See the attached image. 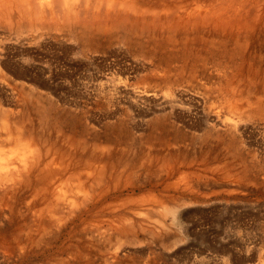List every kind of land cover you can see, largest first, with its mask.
Listing matches in <instances>:
<instances>
[{
	"label": "rangeland",
	"instance_id": "rangeland-1",
	"mask_svg": "<svg viewBox=\"0 0 264 264\" xmlns=\"http://www.w3.org/2000/svg\"><path fill=\"white\" fill-rule=\"evenodd\" d=\"M193 1L187 4L195 7ZM251 2L250 8L264 0ZM263 19L248 18L259 24L249 37L245 26H231L228 32L242 31L238 40H219L223 30L205 22L130 32L94 28L87 38L67 29L35 37L0 23V109L8 116L6 131L0 124V149L13 160L10 173L36 149L56 150L64 167L83 176L81 190L89 189L91 200L100 199L97 205L106 211L96 221L103 226L91 236L80 219L37 233L29 224L35 206L28 209V192L26 200L24 193L6 197L0 200V264H258L264 243ZM230 122H237L232 133ZM131 208L133 213L125 212ZM119 215L130 219L123 231L110 227Z\"/></svg>",
	"mask_w": 264,
	"mask_h": 264
},
{
	"label": "bare ground",
	"instance_id": "bare-ground-1",
	"mask_svg": "<svg viewBox=\"0 0 264 264\" xmlns=\"http://www.w3.org/2000/svg\"><path fill=\"white\" fill-rule=\"evenodd\" d=\"M0 0V23H3L6 27L5 30L13 31L16 28L19 31L29 32L32 36H42L47 32H51L53 30L57 31H67L73 35L86 36V33H90L94 28L97 30L103 31H113L120 29L124 32H130L132 30H139L146 28H160L161 26H168L173 29L178 25H182L183 28H186L187 25L196 24L199 22L210 23L216 26V28H220L223 31L219 33V40L226 39V36H230L233 39H240L242 35V31H231V26H245L246 36L249 37L251 31H253L259 24L258 21H250L248 18H253L254 16L258 19L264 18L263 5L264 2L259 4L257 2L256 7L253 6L250 8L253 2L252 0H195L193 1L195 7H191L187 4V0ZM257 1V0H255ZM262 1V0H258ZM254 5V4H253ZM197 7V8H196ZM208 8L204 12L196 11L201 10V8ZM184 10V11H183ZM260 10V11H259ZM171 11V13L169 12ZM164 12H168V14H164ZM164 15L166 18H164ZM260 23V22H259ZM2 25V24H1ZM200 25V24H199ZM160 26V27H159ZM261 26L264 28V19L263 24ZM205 29V28H204ZM233 29V27H232ZM1 31V30H0ZM4 32V31H3ZM257 32V31H256ZM263 33V32H261ZM205 34V33H204ZM16 35V34H15ZM210 35V34H209ZM156 36V35H155ZM264 36V35H263ZM1 37V36H0ZM177 37V36H176ZM180 37V36H179ZM254 37V35L252 36ZM12 38V37H11ZM25 38V37H24ZM45 38H47L45 36ZM87 38V37H85ZM202 38V37H201ZM23 39V38H22ZM26 39V38H25ZM102 39V38H101ZM45 40V39H44ZM87 40V39H86ZM99 40V39H97ZM96 40V41H97ZM22 41V40H21ZM109 41V40H108ZM124 41V40H123ZM157 41V39H156ZM236 41V40H235ZM253 41V40H252ZM98 42V41H97ZM114 42V41H113ZM254 42V41H253ZM261 42V41H260ZM8 43V42H7ZM10 43V42H9ZM8 43V44H9ZM12 43V42H11ZM27 43V42H26ZM93 43V42H92ZM100 43V42H99ZM115 43V42H114ZM159 43V42H158ZM167 43V42H165ZM249 43V41H248ZM41 44V43H40ZM86 44V43H85ZM98 44V43H96ZM101 44V43H100ZM105 44V43H104ZM143 45L145 44L142 43ZM160 44V43H159ZM233 44V43H232ZM252 44V43H251ZM39 45V44H38ZM43 45V44H42ZM176 45V44H175ZM174 45V46H175ZM199 46V43L197 44ZM6 46V43H5ZM249 46V45H248ZM252 46V45H251ZM250 46V47H251ZM254 46V44H253ZM9 47V46H8ZM165 47V46H164ZM163 47V48H164ZM177 47V45H176ZM185 47V46H184ZM229 47V46H228ZM255 47H258L255 45ZM262 47V46H261ZM10 48V47H9ZM97 48V47H96ZM105 48V47H104ZM143 48V47H142ZM188 48V47H187ZM248 48V47H247ZM5 49H7L5 47ZM251 49V48H250ZM253 49V48H252ZM8 50V49H7ZM80 50V49H79ZM147 50V49H146ZM165 50V49H164ZM175 50V49H174ZM180 50V48H179ZM178 50V52H179ZM197 50V49H196ZM217 50V49H216ZM247 50V49H246ZM182 51V50H181ZM198 51V50H197ZM203 52V50H201ZM249 51V50H248ZM5 53V51H3ZM11 52V51H9ZM187 52V50H186ZM205 52V51H204ZM217 52V51H216ZM224 52V51H223ZM250 52V51H249ZM254 52V51H253ZM252 52V53H253ZM146 53V51H145ZM165 52H162V54ZM167 53V52H166ZM171 54V51H169ZM257 53V52H256ZM3 54V53H2ZM7 55L10 53H6ZM25 54V53H24ZM28 54V53H27ZM83 54V52H82ZM149 54V53H148ZM151 54V53H150ZM159 55V53H157ZM161 54V55H162ZM249 54V53H248ZM251 54V53H250ZM153 55H156L155 53ZM163 56V55H162ZM165 56V55H164ZM185 56V55H184ZM1 57V56H0ZM21 57V56H20ZM193 57V56H192ZM245 57V56H244ZM243 57V59H245ZM28 58V57H27ZM152 58V57H151ZM157 58V56H156ZM155 58V59H156ZM161 58V57H160ZM166 58V56H165ZM208 58V57H207ZM220 58V57H219ZM248 58V57H246ZM4 59V58H3ZM154 59V58H153ZM181 59V58H180ZM187 59V58H186ZM190 59V58H189ZM239 59V58H238ZM257 59V57H256ZM2 60V59H1ZM30 60V59H29ZM158 60V59H157ZM211 60V59H210ZM10 61V60H9ZM22 61V60H21ZM28 61V60H27ZM169 61V60H168ZM174 61V60H173ZM191 61V60H190ZM189 61V62H190ZM193 61V60H192ZM215 61V59H214ZM224 61V60H223ZM178 62V60H177ZM221 62V61H220ZM248 62V61H247ZM7 63V62H6ZM26 63V62H25ZM139 63V62H138ZM143 63V61H142ZM145 63V62H144ZM143 63V64H144ZM153 63V62H152ZM162 63V61H161ZM171 63V61H170ZM245 63V61H244ZM254 63V62H253ZM146 64V63H145ZM163 64V63H162ZM179 64V63H177ZM187 64V63H186ZM241 64V63H240ZM239 64V65H240ZM29 65V64H28ZM141 65V63H140ZM148 65V64H147ZM151 65V64H150ZM246 65V64H245ZM8 66V65H7ZM15 66V65H14ZM19 66V65H18ZM21 66V65H20ZM154 66V65H153ZM165 66V65H164ZM139 67V66H138ZM155 67V66H154ZM168 67V66H167ZM180 67V66H179ZM243 66L242 68H244ZM262 67V66H261ZM20 68V67H19ZM28 68V67H27ZM140 68V67H139ZM148 68V67H147ZM146 68V69H147ZM18 69V67H17ZM24 69V68H23ZM26 69V68H25ZM150 69V68H149ZM169 69V68H168ZM179 69V68H178ZM237 69V68H236ZM238 69H240L238 67ZM237 69V70H238ZM245 69V68H244ZM20 70V69H19ZM22 70V67H21ZM28 70V69H27ZM177 70V69H176ZM236 70V71H237ZM246 70V69H245ZM147 71V70H146ZM171 71V70H170ZM179 71V70H178ZM239 71V70H238ZM22 72V71H21ZM26 72V70H25ZM202 72V71H201ZM242 72V70H241ZM27 73V72H26ZM25 73V74H26ZM165 73V72H164ZM222 73V72H221ZM21 74V73H20ZM23 74V73H22ZM171 74V73H170ZM234 74V73H233ZM244 74V73H243ZM19 75V74H18ZM184 75V74H183ZM210 75V74H209ZM238 75V73H237ZM218 76V75H217ZM192 77V76H191ZM203 77V76H202ZM213 77V76H212ZM215 77V76H214ZM238 77V76H237ZM145 78V77H144ZM162 78V77H161ZM179 78V77H178ZM210 78V77H208ZM217 78V77H216ZM222 78V77H221ZM232 78V77H231ZM167 79V78H166ZM180 79V78H179ZM230 79V78H229ZM246 79V78H245ZM156 80V79H155ZM160 80V79H159ZM197 80V79H196ZM260 80V79H259ZM164 81V80H163ZM166 81V80H165ZM198 81V80H197ZM152 82V81H151ZM170 82V81H169ZM4 83V82H2ZM158 83V82H156ZM179 83V82H177ZM191 83V82H190ZM215 83V82H214ZM235 83V81H234ZM168 84V83H167ZM192 84V83H191ZM224 84V83H222ZM236 84V83H235ZM259 84V83H258ZM194 85V84H193ZM192 85V86H193ZM245 85V84H244ZM260 85V84H259ZM158 86V85H157ZM196 86V85H195ZM207 86V85H206ZM226 86V85H225ZM258 86V85H256ZM19 87V86H18ZM140 87V86H139ZM155 87V86H154ZM189 87V86H187ZM259 87V86H258ZM23 88V87H22ZM201 88V87H200ZM207 88V87H206ZM210 88V87H209ZM221 88V87H220ZM10 89V88H9ZM16 89V87H15ZM183 89V88H182ZM191 89V88H190ZM202 89V88H201ZM214 89V88H213ZM150 90V88H149ZM26 91V90H25ZM146 91V89H145ZM183 91V90H182ZM202 91V90H201ZM204 91V90H203ZM149 92V91H148ZM164 92V91H162ZM211 92V91H210ZM220 92V91H219ZM227 92V91H226ZM229 92V91H228ZM227 92V93H228ZM259 92V91H258ZM257 92V93H258ZM1 93H3L1 91ZM141 93V92H140ZM213 93V92H212ZM253 93V92H252ZM32 94V93H31ZM136 94V93H135ZM184 94V93H183ZM203 94V92H202ZM220 94V93H219ZM140 95V94H137ZM143 95V94H142ZM171 95V94H170ZM210 95V94H209ZM222 95V94H221ZM3 96V95H2ZM236 94L230 95L229 101L232 103V99H234ZM210 97V96H209ZM208 97V98H209ZM217 97V96H216ZM4 98V97H3ZM198 98V96H197ZM201 98V97H200ZM206 98V96H205ZM212 98V97H210ZM214 98V97H213ZM219 98V97H218ZM1 99V98H0ZM34 99V98H33ZM172 99V98H171ZM187 99V98H186ZM184 99V100H186ZM202 99V98H201ZM188 100V99H187ZM210 100V99H209ZM208 100V101H209ZM212 100V99H211ZM214 100V99H213ZM42 101V100H41ZM154 101V100H153ZM223 101V100H222ZM237 101V100H236ZM263 101V100H262ZM137 102V101H136ZM207 102V100L205 101ZM211 102V101H210ZM224 102V101H223ZM226 102V101H225ZM12 103V102H11ZM9 104V103H8ZM16 105V103H15ZM21 105V104H20ZM213 105V104H212ZM6 106V104H5ZM129 106V105H128ZM211 106V105H210ZM214 106V105H213ZM45 107V106H44ZM252 107V106H251ZM15 108V107H14ZM195 108V107H194ZM215 108V107H214ZM41 109V108H40ZM47 109V108H46ZM126 109V108H125ZM139 109V108H138ZM178 109V108H177ZM183 109V108H182ZM18 110V109H17ZM25 110V107H24ZM51 110V107H50ZM127 110V109H126ZM147 110V109H146ZM157 110V109H156ZM214 110V109H213ZM26 111V110H25ZM46 111V110H45ZM160 111V110H159ZM158 111V112H159ZM177 111V110H176ZM183 111V110H182ZM42 112V111H41ZM147 113V111H145ZM181 112V111H180ZM199 112V111H198ZM125 113V110H124ZM222 113V112H221ZM246 115V112H244ZM14 114V113H13ZM33 114V112H32ZM35 114V113H34ZM127 114V113H126ZM174 114V113H173ZM177 114V113H176ZM181 114V113H180ZM226 114V112H225ZM224 114V115H225ZM229 114V113H228ZM230 114H232L230 112ZM235 114V113H234ZM233 114V115H234ZM43 115V113H42ZM187 115V114H186ZM197 115V114H196ZM11 116V115H10ZM36 116V115H35ZM128 116V115H127ZM145 116V115H144ZM155 116V115H154ZM173 116V115H172ZM179 116V115H178ZM242 116V115H241ZM247 116V115H246ZM25 117V116H24ZM33 117V116H32ZM44 117V116H43ZM201 117V116H200ZM208 117V116H207ZM236 117V116H235ZM245 117V116H244ZM254 117V116H253ZM171 118V116H170ZM210 118V117H209ZM37 119V118H36ZM8 116L5 115L0 109V124L1 127L4 128L3 131H6V124H8ZM66 120V119H65ZM76 120V119H75ZM78 120V119H77ZM125 120V119H124ZM178 120V119H177ZM199 120V119H198ZM208 120V119H207ZM21 121V120H20ZM74 121V120H73ZM148 121V120H147ZM150 121V120H149ZM188 121V120H187ZM234 121V120H233ZM238 121V120H237ZM40 122V121H39ZM77 122V121H76ZM130 122V121H129ZM151 122V121H150ZM149 122V123H150ZM178 122V121H177ZM195 123V121H193ZM209 122V120H208ZM19 123V122H18ZM79 123V122H77ZM82 123V121H81ZM167 123V122H166ZM187 123V122H186ZM248 123V122H247ZM76 124V123H75ZM127 124V123H126ZM152 124V123H150ZM190 124V123H189ZM257 124V123H256ZM260 124V123H259ZM82 125V124H81ZM121 125V123H120ZM129 125V123H128ZM133 125V124H132ZM135 125V124H134ZM133 125V126H134ZM148 125V124H147ZM204 125V124H202ZM247 125V124H246ZM84 126V124L82 125ZM153 126V125H152ZM194 126V125H193ZM251 126V125H250ZM255 126V125H254ZM258 126V125H257ZM260 126V125H259ZM38 127V126H37ZM75 127H78L75 126ZM123 127V126H122ZM156 127V124H155ZM179 127V126H178ZM197 127V125H196ZM206 127V126H205ZM263 127V126H262ZM35 128V127H34ZM124 128V127H123ZM121 128V129H123ZM152 128V127H151ZM259 128V127H257ZM1 129V128H0ZM130 129V127H129ZM133 129V128H132ZM156 129V128H155ZM161 129V128H160ZM183 129V128H182ZM196 129V128H195ZM194 129V130H195ZM237 129V122L229 123V130L231 133ZM244 129V128H243ZM261 129V126L260 128ZM35 130V129H34ZM79 130V129H78ZM90 130V129H89ZM258 130V129H257ZM29 131V130H28ZM171 131V130H169ZM176 131V129H175ZM219 131V129H218ZM249 131V130H248ZM254 131V130H253ZM259 131V130H258ZM155 132V131H154ZM185 132V131H184ZM195 132V131H194ZM245 132V131H244ZM92 133V132H91ZM90 133V134H91ZM149 133V132H148ZM181 133V132H180ZM243 133V132H242ZM129 134V133H128ZM170 134V132H169ZM178 134V133H177ZM187 134V133H186ZM196 134V133H195ZM219 134V133H218ZM249 134V132H248ZM14 135V134H13ZM161 135V134H160ZM163 135V134H162ZM200 135V134H199ZM209 135V134H208ZM245 135V134H244ZM256 135V134H255ZM262 135V133H261ZM10 136V135H9ZM15 136V135H14ZM149 136V134H148ZM152 136V135H150ZM166 136V135H163ZM170 136V135H169ZM195 136V135H194ZM207 136V135H206ZM259 136V135H258ZM264 136V134H263ZM136 137V136H135ZM201 137V136H199ZM221 137V136H220ZM248 137V136H247ZM252 137V136H251ZM7 138V137H6ZM14 138V137H13ZM23 137L18 136L17 139L21 141ZM61 138V137H60ZM93 138V137H92ZM122 138V137H121ZM124 138V137H123ZM127 138V137H126ZM137 138V137H136ZM139 138V137H138ZM137 138V139H138ZM151 137H149L150 139ZM153 138V136H152ZM158 138V137H157ZM196 138H198L196 136ZM260 138V137H258ZM10 139V138H9ZM136 139V141H137ZM147 139V137H146ZM199 139V138H198ZM197 139V140H198ZM248 139V138H246ZM4 138L0 137V142L3 141ZM60 140V139H59ZM92 140V139H91ZM127 140V139H125ZM158 140V139H157ZM200 140V139H199ZM215 140V139H212ZM211 140V141H212ZM240 140V139H239ZM251 140V139H250ZM260 140V139H259ZM134 141V140H133ZM154 141V140H153ZM152 141V143H153ZM173 141V139H172ZM182 141V140H181ZM206 141V140H205ZM210 141V140H209ZM221 142L223 140H220ZM218 141V144L219 142ZM246 141V140H245ZM257 141V140H256ZM261 141V140H260ZM138 142V141H137ZM215 142V141H214ZM220 142V143H221ZM247 142V141H246ZM5 143V142H4ZM159 143V142H158ZM162 143V142H161ZM173 143V142H172ZM206 143V142H205ZM232 143V142H231ZM253 143V142H252ZM255 143V142H254ZM257 143V142H256ZM91 144V143H90ZM157 144V143H156ZM207 144V143H206ZM217 144V145H218ZM222 144V143H221ZM261 144V143H260ZM1 145L2 142H1ZM257 145V144H256ZM263 145V144H262ZM262 145H258L261 147ZM15 146V145H14ZM69 146V145H68ZM36 147V146H35ZM134 147V146H133ZM137 147V145H136ZM219 147V146H218ZM2 148V147H1ZM14 148V147H12ZM17 148V147H16ZM15 148V149H16ZM26 148V147H24ZM23 148V149H24ZM74 148V147H73ZM161 148V147H160ZM165 148V147H164ZM5 149V148H4ZM143 149V148H142ZM154 149V148H153ZM167 149V148H166ZM214 149V148H213ZM229 149V148H228ZM249 149V148H248ZM10 150V149H9ZM12 150V149H11ZM10 152L12 153V151ZM22 150V149H21ZM37 151L33 152L30 155H26L23 158V164L20 168L15 169V171L11 174L9 171V167L13 163L11 157L7 156L5 151L0 149V200L3 201L4 198L13 196L14 194L24 193L22 198L24 200L27 199V192L30 198L27 200L28 209L29 207H34L32 218H30V225L37 230V233L42 230L46 232V230L55 227L56 225H64L69 220L75 222L77 219H80V222L84 224V232L87 235H94L97 231L101 229L103 224L101 221L96 222L100 215H104L106 211L104 208L101 209L98 207L97 203H99L100 199L91 200L89 189L85 191L81 190L82 183L81 178L83 176L77 174L75 175L74 171H70L65 167L58 158L56 150H40V148L36 149ZM80 150V148L78 149ZM115 150V149H114ZM158 150V149H157ZM225 150V148L223 149ZM26 152L28 150H25ZM171 151V150H170ZM169 151V152H170ZM80 152V151H79ZM247 152V151H246ZM260 152V150H259ZM15 153V152H14ZM25 153V152H24ZM141 153V152H140ZM243 153V152H242ZM262 154V152H261ZM9 155V154H8ZM17 155V154H16ZM22 155V154H21ZM24 155V154H23ZM219 155V154H218ZM245 155V154H244ZM138 156V155H137ZM136 156V157H137ZM142 156V155H141ZM20 157V156H19ZM228 157V156H227ZM226 157V158H227ZM258 157V156H257ZM229 158V157H228ZM264 158V157H262ZM159 159V158H158ZM218 159V158H217ZM216 159V160H217ZM225 159V158H224ZM238 159V157H237ZM139 160V159H138ZM183 160V159H182ZM221 160V159H220ZM239 160V159H238ZM121 161V160H120ZM151 161V160H150ZM162 161V160H159ZM186 161V160H185ZM222 161V160H221ZM264 161V159H263ZM253 162V161H252ZM160 163V162H159ZM182 163V161L180 162ZM262 163V162H261ZM17 164V163H16ZM136 164V163H135ZM169 164V162H168ZM176 164V163H175ZM174 164V166H175ZM164 165V164H163ZM172 165V164H171ZM179 165V164H178ZM14 166V165H13ZM17 166V165H16ZM160 166V164H159ZM166 164L163 166L165 168ZM183 166V165H182ZM185 166V165H184ZM183 166V167H184ZM70 167V166H69ZM129 167V166H128ZM131 167V166H130ZM171 167V166H170ZM169 167V168H170ZM188 167V166H187ZM14 168V167H13ZM16 168V167H15ZM79 168V167H78ZM156 168V167H155ZM173 168V167H172ZM168 169V172L172 169ZM176 168V167H175ZM227 168V167H226ZM229 168V166H228ZM127 169V168H126ZM132 169V168H131ZM167 170V168H165ZM223 169V168H222ZM79 170V169H78ZM83 170V169H82ZM129 170V169H128ZM188 170V169H187ZM220 170V169H219ZM225 170V169H224ZM234 170V169H233ZM159 171V170H158ZM167 172V171H166ZM164 171V174L166 173ZM166 174H170V173ZM175 172V171H174ZM216 172V171H215ZM264 172V171H263ZM11 174L10 177L4 181V177ZM78 173V172H77ZM126 173V172H125ZM221 173V172H217ZM146 174V173H145ZM223 174V173H222ZM120 175V174H119ZM163 176V175H162ZM174 176V175H173ZM149 177V176H148ZM166 177V176H165ZM257 177V176H256ZM112 179V176L110 177ZM119 178V177H116ZM154 178V177H153ZM162 178V177H160ZM164 178V177H163ZM174 178V177H173ZM172 178V179H173ZM220 178V177H219ZM79 182L75 183V180ZM110 179V180H111ZM125 179V178H124ZM137 179V178H136ZM169 179H171L169 177ZM247 179V178H246ZM255 179V178H254ZM119 180V179H118ZM146 180V179H145ZM162 180V179H161ZM160 180V181H161ZM168 180V178H167ZM225 180V178H224ZM95 181V180H94ZM122 181V180H120ZM131 181V180H130ZM148 181V180H147ZM152 181V180H150ZM155 181V180H154ZM152 181V182H154ZM159 181V180H157ZM156 181V182H157ZM178 181V180H177ZM233 181V180H232ZM123 182V181H122ZM121 182V183H122ZM129 182V180H128ZM139 182V181H138ZM151 182V183H152ZM193 182V181H192ZM239 182V181H238ZM260 182V181H259ZM147 183V182H146ZM159 183V182H157ZM156 183V184H157ZM164 183V181H163ZM180 183V182H179ZM242 183V182H241ZM133 184V182H130ZM149 184V183H148ZM178 185V183H176ZM138 185V184H137ZM144 185V184H143ZM163 185V184H161ZM179 184L178 186H180ZM225 185V184H224ZM263 185V184H262ZM86 185H84L85 187ZM140 186V185H138ZM149 186V185H148ZM151 186V185H150ZM173 186V185H172ZM250 186V185H249ZM128 187V186H127ZM152 187V186H151ZM150 187V188H151ZM175 187V186H174ZM191 187V186H190ZM262 187V186H261ZM86 188V187H85ZM135 188V187H134ZM142 187H140L141 189ZM156 188V185L155 187ZM245 188V187H244ZM198 189V188H197ZM261 188H259L260 190ZM117 190V189H116ZM126 190V189H125ZM138 190V189H137ZM136 191V190H135ZM144 191V190H143ZM154 191V189H153ZM170 191V189H169ZM172 191V190H171ZM258 191V189H257ZM207 192V191H206ZM205 192V193H206ZM238 192V191H237ZM250 192V191H249ZM260 192V191H258ZM263 192V190H262ZM261 192V193H262ZM126 193V192H125ZM130 193V192H129ZM120 194V193H119ZM122 194V192H121ZM134 194V192H132ZM131 194V195H132ZM136 194V193H135ZM199 194V193H198ZM222 194V193H221ZM142 195V194H141ZM144 195V194H143ZM149 195V194H148ZM190 195V194H189ZM133 196V195H132ZM191 196V195H190ZM214 196V195H213ZM134 197V196H133ZM139 197V196H138ZM144 197V196H143ZM194 197V196H193ZM192 197V198H193ZM199 197V196H198ZM201 198L203 197L200 196ZM101 198V197H100ZM141 198V197H140ZM191 198V197H190ZM197 198V197H194ZM211 198V197H209ZM22 199V200H23ZM102 199V198H101ZM200 199V198H199ZM205 199V198H204ZM238 199V197H237ZM108 200V198H107ZM139 200V199H138ZM208 200V199H207ZM206 201V200H205ZM4 202V201H3ZM104 202V201H103ZM123 202V201H122ZM155 202V201H154ZM153 202V203H154ZM263 203V202H262ZM261 203V204H262ZM229 204V203H228ZM39 205V206H38ZM130 205V203H129ZM141 206V204H139ZM144 205V204H142ZM154 205V204H153ZM263 205V204H262ZM26 206V205H25ZM38 206V207H37ZM258 206V205H257ZM14 207V206H13ZM20 207V206H19ZM254 207V206H253ZM259 208V207H258ZM262 208V207H261ZM32 210V208H30ZM123 209V208H122ZM118 210V209H117ZM262 210V209H261ZM260 210V211H261ZM30 211V210H29ZM124 211V210H122ZM258 211V210H257ZM119 212V211H118ZM117 212V213H118ZM125 212L133 213L134 209L125 210ZM29 213V212H28ZM121 213V212H120ZM141 213V212H139ZM179 213V212H178ZM143 214V213H142ZM162 215V214H161ZM255 215V214H253ZM252 215V216H253ZM258 215V214H256ZM264 215V214H263ZM15 216V215H14ZM120 218L115 220L114 225L111 224V228L119 229L120 231L125 230L127 224H129L130 219L119 215ZM249 216V215H248ZM251 216V215H250ZM251 216V217H252ZM261 216V215H260ZM13 217V216H12ZM157 217V215H156ZM162 217V216H161ZM183 217V216H181ZM257 217V216H256ZM255 217V218H256ZM135 218V217H134ZM138 218V216H137ZM136 218V219H137ZM158 218V217H157ZM160 218V217H159ZM236 218V217H235ZM241 218V215H240ZM250 218V217H249ZM260 218V217H259ZM258 218V219H259ZM264 218V217H263ZM25 219V218H24ZM150 219V218H149ZM154 219V218H153ZM254 218H252L253 220ZM257 219V218H256ZM142 220V219H141ZM183 220V219H182ZM236 220V219H235ZM264 220V219H263ZM67 221V222H66ZM153 221V220H151ZM149 221V222H151ZM180 221V220H179ZM178 221V222H179ZM257 221V220H256ZM262 220L260 219L259 222ZM154 222V221H153ZM183 222V221H182ZM239 222V220H238ZM237 222V223H238ZM241 222V221H240ZM71 223V222H69ZM146 224V223H145ZM234 224V223H233ZM232 224V225H233ZM239 224V223H238ZM237 224V226H238ZM241 224V223H240ZM243 224V223H242ZM241 224V225H242ZM258 224V223H257ZM9 225V224H8ZM67 225V224H66ZM155 225V224H154ZM181 225V224H180ZM231 225V226H232ZM251 225V224H250ZM261 225V224H260ZM263 225V224H262ZM261 225V226H262ZM10 226V225H9ZM240 226V225H239ZM244 226V225H242ZM247 226V225H246ZM249 226V225H248ZM256 226V225H254ZM258 226V225H257ZM67 227V226H66ZM144 227V226H143ZM147 227V226H145ZM152 228L153 227H147ZM239 228V227H238ZM242 228V227H241ZM5 229V227H4ZM67 229V228H66ZM162 229V228H161ZM252 230L254 229L251 228ZM258 229V228H257ZM256 229V230H257ZM262 230V228L260 227ZM10 230V229H9ZM12 230V229H11ZM138 230V229H137ZM249 230V229H247ZM65 231V230H64ZM148 231V230H147ZM154 231V230H153ZM255 231V230H254ZM263 231V230H262ZM143 232V229H142ZM161 232V231H160ZM235 232V231H234ZM247 232V231H246ZM256 232V231H255ZM52 233V232H51ZM144 233V232H143ZM154 233V232H153ZM164 233V232H162ZM166 233V232H165ZM164 233V235H165ZM244 233V232H243ZM262 233V232H261ZM65 234V233H64ZM75 234V233H74ZM145 234V233H144ZM245 234V233H244ZM252 234V233H251ZM260 234V233H259ZM37 235V234H36ZM138 235V234H137ZM148 235V234H147ZM152 235V234H149ZM148 235V236H149ZM156 235V234H155ZM161 235V234H160ZM234 235V234H233ZM236 235V234H235ZM234 235V237H235ZM240 235V234H239ZM238 235V236H239ZM243 236V234H241ZM247 235V234H245ZM262 235V234H261ZM130 236V235H129ZM128 236V238H129ZM147 236V237H148ZM166 236V235H165ZM163 236V237H165ZM249 236V235H248ZM63 237V236H62ZM67 237V236H66ZM142 237V236H141ZM145 237V236H144ZM152 237V236H151ZM154 237V236H153ZM168 237V236H167ZM240 237V236H239ZM252 236H250L251 238ZM260 237V236H259ZM84 238V237H83ZM90 238V237H89ZM161 238V236L159 237ZM166 238V237H165ZM248 238V237H247ZM249 238V239H250ZM257 238V236H256ZM62 239V238H61ZM135 239V238H134ZM162 239V238H161ZM242 239V237H241ZM245 239V238H243ZM242 239V241H244ZM253 239V238H251ZM261 239V237H260ZM259 239V240H260ZM85 240V238H84ZM160 240V239H159ZM234 240V239H233ZM238 240V239H237ZM258 240V238L256 239ZM263 240V238H262ZM57 241V240H56ZM60 241V240H59ZM76 241V240H75ZM83 241V239H82ZM86 241V240H85ZM88 241V240H87ZM92 241V239H91ZM161 241V240H160ZM166 241V240H165ZM235 241V240H234ZM233 241V242H234ZM240 241V239H239ZM18 242V241H17ZM162 242V241H161ZM257 242V241H256ZM134 243V242H133ZM235 243V242H234ZM243 243V242H240ZM251 243V242H250ZM258 243V242H257ZM262 243V241H261ZM252 244V243H251ZM250 244V247H252ZM259 244V243H258ZM20 245V243H19ZM18 245V246H19ZM238 245V244H237ZM243 245V244H242ZM249 245V244H248ZM72 250L76 249L75 244H70ZM73 246V247H72ZM102 247V246H101ZM117 247V246H116ZM127 247V246H126ZM245 246H243L244 248ZM247 247V246H246ZM36 248V247H35ZM53 248V247H52ZM56 248V247H55ZM239 248V247H237ZM254 248V247H253ZM27 249V248H26ZM31 249V248H30ZM47 250V248H45ZM240 249V248H239ZM242 249V248H241ZM1 250V249H0ZM50 250V249H49ZM120 250V249H119ZM125 250V248H124ZM244 250V249H243ZM251 250V249H250ZM255 250V249H254ZM37 251V250H36ZM52 251V250H51ZM50 251V252H51ZM253 252V250H251ZM54 252V251H53ZM122 252V251H121ZM126 252V251H125ZM243 252V251H241ZM239 252V253H241ZM28 253V252H27ZM49 253V252H48ZM62 253V252H61ZM65 253V252H64ZM94 253V252H93ZM130 253V252H129ZM254 253V252H253ZM20 254V253H19ZM46 254V253H45ZM50 254V253H49ZM46 254V255H49ZM100 254V253H99ZM131 254V253H130ZM230 254V253H229ZM247 254V253H246ZM23 255V253L21 254ZM36 255V254H35ZM41 255V254H40ZM233 255V254H232ZM235 255V254H234ZM237 255V254H236ZM243 255V254H242ZM245 255V254H244ZM248 255V254H247ZM253 255V254H252ZM28 256V255H27ZM26 256V257H27ZM34 256V255H33ZM37 256V255H36ZM251 256V255H249ZM16 257V256H15ZM32 257V256H31ZM66 257V256H65ZM240 257V254H239ZM246 256L245 258H247ZM252 257V256H251ZM250 257V258H251ZM33 258V257H32ZM233 258V257H232ZM244 258V257H243ZM249 258V257H248ZM234 259V258H233ZM240 259V258H239ZM26 260V259H25ZM28 260H31L30 258ZM203 260V259H202ZM231 260V259H230ZM229 260V261H230ZM243 260V259H242ZM252 260V259H250ZM259 262L258 264H264V243L259 251ZM21 261V260H20ZM44 261V260H43ZM241 261V260H240ZM244 261V260H243ZM1 262V261H0ZM17 262V261H16ZM28 262V261H27ZM26 261L24 263H27ZM137 262V261H136ZM226 262V261H225ZM224 262V263H225ZM239 262V261H238ZM4 263V262H3ZM14 263V262H13ZM21 263V262H18ZM45 263V261H44ZM123 263V261H122ZM233 263V262H232ZM241 263V262H240ZM235 264V263H234ZM239 264V263H238ZM244 264V263H243ZM255 264V263H254ZM257 264V262H256Z\"/></svg>",
	"mask_w": 264,
	"mask_h": 264
}]
</instances>
